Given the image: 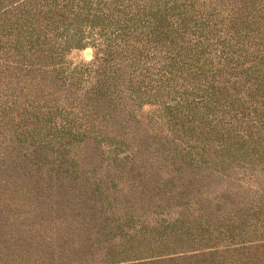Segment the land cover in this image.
<instances>
[{
	"label": "trees",
	"instance_id": "trees-1",
	"mask_svg": "<svg viewBox=\"0 0 264 264\" xmlns=\"http://www.w3.org/2000/svg\"><path fill=\"white\" fill-rule=\"evenodd\" d=\"M0 264H264V0H0Z\"/></svg>",
	"mask_w": 264,
	"mask_h": 264
},
{
	"label": "rangeland",
	"instance_id": "rangeland-1",
	"mask_svg": "<svg viewBox=\"0 0 264 264\" xmlns=\"http://www.w3.org/2000/svg\"><path fill=\"white\" fill-rule=\"evenodd\" d=\"M88 50L90 54L88 56H84L83 52ZM92 57V48L89 44L86 45L83 49L73 50L69 54L66 55V59L68 60L69 66H73L78 63L80 60L87 61ZM149 110L148 105L144 104L141 108V114H145ZM146 111V112H145ZM145 112V113H144Z\"/></svg>",
	"mask_w": 264,
	"mask_h": 264
},
{
	"label": "water",
	"instance_id": "water-1",
	"mask_svg": "<svg viewBox=\"0 0 264 264\" xmlns=\"http://www.w3.org/2000/svg\"><path fill=\"white\" fill-rule=\"evenodd\" d=\"M90 54V52L88 51V50H85L84 52H83V55L84 56H88Z\"/></svg>",
	"mask_w": 264,
	"mask_h": 264
}]
</instances>
